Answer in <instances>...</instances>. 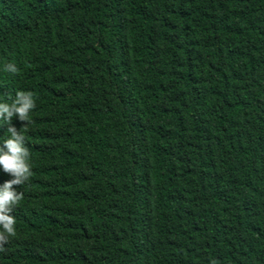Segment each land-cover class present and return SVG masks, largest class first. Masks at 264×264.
<instances>
[{"label": "trees", "instance_id": "16d2710c", "mask_svg": "<svg viewBox=\"0 0 264 264\" xmlns=\"http://www.w3.org/2000/svg\"><path fill=\"white\" fill-rule=\"evenodd\" d=\"M18 90L0 264H264V0H0Z\"/></svg>", "mask_w": 264, "mask_h": 264}, {"label": "clouds", "instance_id": "9594fccd", "mask_svg": "<svg viewBox=\"0 0 264 264\" xmlns=\"http://www.w3.org/2000/svg\"><path fill=\"white\" fill-rule=\"evenodd\" d=\"M5 70L11 73L19 71L12 63L6 64ZM35 107L34 93L31 91L18 90L11 102H0V120L7 125L8 133L0 141V169L11 177L0 185V250H3L10 237L17 235L16 219L12 213L23 199V193L17 189L33 175L31 154L26 146L24 132L13 125L12 120L16 117L26 131L31 122L30 113Z\"/></svg>", "mask_w": 264, "mask_h": 264}]
</instances>
